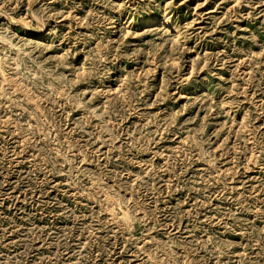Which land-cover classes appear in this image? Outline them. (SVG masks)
Masks as SVG:
<instances>
[{
	"label": "rangeland",
	"instance_id": "1",
	"mask_svg": "<svg viewBox=\"0 0 264 264\" xmlns=\"http://www.w3.org/2000/svg\"><path fill=\"white\" fill-rule=\"evenodd\" d=\"M0 264H264V0H0Z\"/></svg>",
	"mask_w": 264,
	"mask_h": 264
},
{
	"label": "bare ground",
	"instance_id": "2",
	"mask_svg": "<svg viewBox=\"0 0 264 264\" xmlns=\"http://www.w3.org/2000/svg\"><path fill=\"white\" fill-rule=\"evenodd\" d=\"M32 18H33V17H32ZM166 26H167V24H166ZM43 33H44V32H43ZM43 36H44V35H43ZM43 36H42V37H43ZM44 37H45V36H44Z\"/></svg>",
	"mask_w": 264,
	"mask_h": 264
}]
</instances>
